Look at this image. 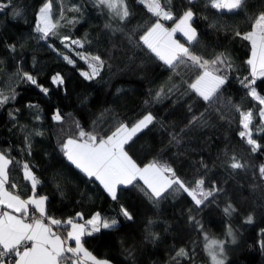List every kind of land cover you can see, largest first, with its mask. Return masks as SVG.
<instances>
[{
  "label": "trees",
  "instance_id": "16d2710c",
  "mask_svg": "<svg viewBox=\"0 0 264 264\" xmlns=\"http://www.w3.org/2000/svg\"><path fill=\"white\" fill-rule=\"evenodd\" d=\"M64 2L79 7V12H66V19L76 22L62 20L57 34L47 39H40L35 31L45 0H11L0 12V90L6 95L15 91V99L0 106V150L13 161L9 183L17 185L15 191L22 198L33 195L31 183L24 178L26 163L40 181L35 195L47 197L52 217L65 221L82 213L87 220L99 212L104 218H116L119 224L114 229L84 238V246L110 264H177L173 257L180 248L188 256L178 257V264H212L205 235L225 241V264H264V178L259 171L264 149L252 153L240 138L242 127L235 107L253 112V138L264 145V132L255 131L260 105L240 82L250 75L246 63L250 44L235 35L251 30L250 17L264 11V0H247L243 10L233 12L212 8L210 0H192L191 4L171 0L177 18L189 7L195 13L192 26L197 41L189 46L177 36L180 43L204 59L220 53L230 58L232 67H222L220 73L227 75V82L212 102L188 88L200 71L187 64L171 68L140 41L156 18L138 0H126L130 15L124 21L113 18L96 0ZM53 7L58 14L59 3ZM14 10L20 14L14 15ZM164 24L170 28L173 21ZM64 36L84 42L77 53L99 55L105 61L99 76L85 79L81 75L88 65L67 50L68 41L61 42ZM23 73L31 74L48 93L19 78ZM57 74L63 84L53 83ZM255 87L264 96V78L257 79ZM57 112L60 121L53 119ZM148 113L155 117L153 124L137 133L125 151L140 167L153 161L167 164L186 185L203 178L205 190L219 189L203 205L197 207L183 190L171 189L157 203L145 194L147 187L139 179L118 186L113 200L62 150L66 140L77 138L81 129L106 137L121 123L131 127ZM233 156L243 168L229 166ZM229 205L235 209L231 215L224 211ZM121 207L128 210L131 220L121 214ZM229 228L233 236L227 234Z\"/></svg>",
  "mask_w": 264,
  "mask_h": 264
},
{
  "label": "snow or ice",
  "instance_id": "6c2138e0",
  "mask_svg": "<svg viewBox=\"0 0 264 264\" xmlns=\"http://www.w3.org/2000/svg\"><path fill=\"white\" fill-rule=\"evenodd\" d=\"M54 2L59 3L58 14H55ZM143 4L147 12L155 17V21L146 28L144 34L140 36L143 45L154 53L157 58L166 65L175 68L180 64L191 63L193 68L199 69L200 73L195 80L188 84V88L195 92L206 102H212L220 95L222 86L227 82V75H222V67L231 68L230 58L220 53L214 59L208 60L197 56L190 51V47L180 43L175 39L177 33L186 38L190 46L197 41V31L192 27V21L195 16L192 8L189 7L178 18L174 15L171 8V0H138ZM189 4L192 0H188ZM11 4L0 2V12H3ZM98 6H103L108 10L113 18H119L120 21L126 20L129 15L126 0H96ZM212 8L218 11L227 10L229 12L243 10L247 5V0H210ZM79 12V7L65 5L64 0H45V3L39 8L37 14V23L35 31L40 33V39H47L50 35H56L57 29L61 26V21L65 20L68 24H73L74 19H66V12ZM19 11L14 10V15H19ZM251 30L246 33L237 31L236 36L248 41L250 44V57L246 63L250 67L249 77H244L240 82L248 89L247 95L254 101H258L260 107L258 115L260 125L255 126V131L264 132V96L257 92L255 87L257 79L264 78V11L255 17ZM163 21H173V26L168 28ZM70 41L80 48H83L84 42L80 40H71L64 36L61 42ZM68 47V45H65ZM15 50V45L10 46ZM81 60H84L90 71L81 72L85 79H94L99 76L100 71L105 66V61L99 55L77 53ZM68 63L73 61L64 57ZM19 78L29 81L36 85L44 93L48 89L37 83V80L29 73L18 74ZM53 83L63 84V78L57 74L52 77ZM162 88L157 92V99L160 98ZM172 91V89H168ZM10 99H15V91L6 95L0 90V106L6 104ZM30 107H35L30 105ZM240 115V125L242 130L238 133L240 138L250 146V151L256 153L264 149L253 138V121L255 119L251 110L241 111L239 106H235ZM53 119L60 121L62 119L57 112ZM155 117L151 114H145L141 119L131 127L121 123L111 135L98 137L95 133L85 132L82 129L77 138H68L63 144L67 159L75 165L81 172L90 178H95L103 185L104 190L113 199H117V188L120 185L133 184L137 179L142 180L147 186L145 192L150 199L159 202V199L170 189L176 192L183 190L190 196L199 207L205 203L216 191L215 186L211 190L204 189V179L200 178L195 184L186 185L175 171L167 164H160L153 161L144 167H140L125 151V145L137 135V133L148 128L153 124ZM196 118H193L195 122ZM229 165L232 169H241L244 167L235 156L231 158ZM13 161L6 153L0 150V264H110L106 259L97 258L92 251H89L85 245V237H91L100 233L102 229H114L119 221L116 218H104L99 212L93 214L91 218L84 220L82 213H77L75 218H69L65 221L56 219L48 214L46 208L47 197L35 195L37 185L40 181L31 171L28 164L23 165L24 178L31 182V191L33 195L22 198L21 194L15 189V183H9V165ZM18 163V162H17ZM261 177L264 178V165L260 166ZM175 186V187H174ZM227 215H231L234 208L231 205L224 209ZM121 214L128 220L132 219L127 209L121 207ZM196 224L194 217H190ZM83 220V222H78ZM252 217H248L251 222ZM65 229L64 232L61 229ZM229 236H233L231 228L228 229ZM205 250L207 251L212 264H225L224 244L225 241L210 238L205 235ZM70 242H74V245ZM188 256L184 248L176 252L173 260L178 257Z\"/></svg>",
  "mask_w": 264,
  "mask_h": 264
},
{
  "label": "rangeland",
  "instance_id": "374dc122",
  "mask_svg": "<svg viewBox=\"0 0 264 264\" xmlns=\"http://www.w3.org/2000/svg\"><path fill=\"white\" fill-rule=\"evenodd\" d=\"M143 5V4H142ZM143 7H144V5H143ZM164 22H166V21H163V23ZM172 27V26H171ZM170 27V28H171ZM193 27V26H192ZM177 36H179V37H182L184 40H186V38L185 37H183L182 36V34H180V33H177L176 35H175V39H177V40H179V38H177ZM187 42V41H186ZM67 45H68V47H66L67 48V50L69 51V52H72V53H77V49H78V46L77 45H75V44H71V42L70 41H68V42H65ZM76 56V55H75ZM159 59V58H158ZM160 60V59H159ZM82 61H84V60H82ZM85 62V61H84ZM187 65H189V66H191V63L189 62V63H187ZM168 66V65H167ZM192 67V66H191ZM196 69V68H195ZM196 70H198V71H200L199 69H196ZM88 71H90V69H88ZM258 125H260V123L258 124ZM142 181V180H141ZM143 182V181H142ZM143 184H144V182H143ZM121 186H124V185H121ZM147 187V186H146ZM209 259H210V257H209ZM211 260V259H210Z\"/></svg>",
  "mask_w": 264,
  "mask_h": 264
},
{
  "label": "crops",
  "instance_id": "0c3cea01",
  "mask_svg": "<svg viewBox=\"0 0 264 264\" xmlns=\"http://www.w3.org/2000/svg\"><path fill=\"white\" fill-rule=\"evenodd\" d=\"M217 10V9H216ZM227 11V10H226ZM166 22H169V21H166ZM95 179V178H94ZM96 180V179H95ZM28 181V180H27ZM29 183H31L30 181H28ZM98 183L100 184V182L98 181ZM101 185V184H100ZM103 187V185H101ZM121 186V185H120ZM71 244L74 245V242H70Z\"/></svg>",
  "mask_w": 264,
  "mask_h": 264
}]
</instances>
